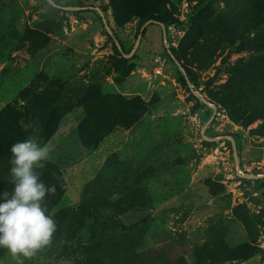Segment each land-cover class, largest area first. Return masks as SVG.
Segmentation results:
<instances>
[{
	"label": "rangeland",
	"instance_id": "374dc122",
	"mask_svg": "<svg viewBox=\"0 0 264 264\" xmlns=\"http://www.w3.org/2000/svg\"><path fill=\"white\" fill-rule=\"evenodd\" d=\"M55 3L0 0L2 118L63 186L43 180L57 229L25 264H264V35L237 45L264 0ZM18 141L0 130V194Z\"/></svg>",
	"mask_w": 264,
	"mask_h": 264
},
{
	"label": "clouds",
	"instance_id": "9594fccd",
	"mask_svg": "<svg viewBox=\"0 0 264 264\" xmlns=\"http://www.w3.org/2000/svg\"><path fill=\"white\" fill-rule=\"evenodd\" d=\"M56 8L55 0H48ZM9 183L11 191L0 194V249H5L12 264H25L52 244L57 225L46 214L42 202L55 195L56 186H48L41 179L51 150L41 146L35 137L14 143L10 148Z\"/></svg>",
	"mask_w": 264,
	"mask_h": 264
},
{
	"label": "trees",
	"instance_id": "16d2710c",
	"mask_svg": "<svg viewBox=\"0 0 264 264\" xmlns=\"http://www.w3.org/2000/svg\"><path fill=\"white\" fill-rule=\"evenodd\" d=\"M257 25H258L257 23L252 25V27L254 29V33H253V35L251 37L247 38L245 36V33H243L240 36L239 43L237 44L238 46L251 45L252 43L255 44V43H258V42L261 41V37L259 35H262V34L264 35V27H259ZM237 45H236V47H234V49L238 48ZM167 51H168V54L170 53L175 58V60L178 61V56L174 52H172L171 48H168ZM240 74L242 75V77H245L247 79L248 78L251 79V76L249 74L245 73V72H240ZM128 102L132 103L130 108H132L133 110L140 111L142 109V104H141V101L139 102V99L132 98V99H129ZM202 107H206V105L202 103ZM6 110L7 109H5V107L2 110H0V130L1 129H6V130L14 131L18 135V138L21 141H23L24 137H26V130L21 129L19 126L16 125L15 122L13 123L14 126H12L11 124L5 123V120L2 118V116L5 115ZM3 113H4V115H3ZM106 118H107L105 120L106 121V125L103 127L102 130H100L99 127L96 128L97 133H96V135L94 133L93 138L82 137V136H80V133H79L78 140L80 141V143L84 144L86 141L91 139V145L90 146L92 147L99 139H101L105 134H107L109 131H111V129H112L113 125H114V123L111 120L113 118V114L112 113H108ZM81 122L78 125V132H79L81 126H82ZM53 169L54 168H51L49 163H46V165H45V167L43 169H39V171L42 173L41 179L44 180L45 182L49 181L48 183L54 182L55 185L59 184L61 186V188H63L62 182L60 180V177H59L58 173L54 172ZM258 219H259L258 220L259 223L261 225H264V220L261 219V218H258Z\"/></svg>",
	"mask_w": 264,
	"mask_h": 264
}]
</instances>
